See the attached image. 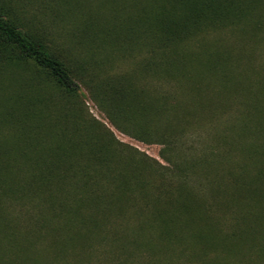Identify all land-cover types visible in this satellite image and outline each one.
<instances>
[{
    "label": "trees",
    "instance_id": "16d2710c",
    "mask_svg": "<svg viewBox=\"0 0 264 264\" xmlns=\"http://www.w3.org/2000/svg\"><path fill=\"white\" fill-rule=\"evenodd\" d=\"M132 1L123 3L122 8L134 9ZM149 2L154 5L151 10L149 6L140 7L129 14L124 32L149 51L139 66L141 70L149 72L153 79L163 80L167 87L148 88L137 77L121 74L116 76V85L99 83L93 90L112 124L138 140L161 144L160 155L167 164L136 149H132L135 156L127 157L125 145L103 123L72 115L67 102L58 105L53 97L39 91L36 102L27 104L20 118L22 123L29 120L27 125H31L33 132L29 138L33 142L23 140L20 151L27 156L33 151L35 155L29 160L36 164L37 193L49 209L51 229L63 228L85 235L80 231H99L103 218H121L124 212L132 210L136 218L145 215L148 220H138L139 226L133 230L139 234L134 235L133 247H113L131 248L138 253L140 247L177 242L182 247H197L200 255L206 257L217 247L226 251V240L231 236L216 226V211L228 210L235 219H245V224L247 217L257 222L261 215V211L248 208L264 201V80L253 82L251 89H247L243 102L249 106L237 122V136H225L221 142L208 144L200 151V136L193 133L195 128L202 127L197 115L205 109L218 110L228 98L231 83L225 76L227 56L217 50L206 53L204 58H194L184 49L183 42L205 28L236 25L244 19L252 20V28L257 30L263 27L264 15L251 18L250 9L256 0ZM119 31L116 49L125 52L126 45L131 48L132 38ZM121 38L127 42L120 41ZM197 61L200 70L196 73L191 68ZM0 62L30 63L38 74L34 77V71L31 72L32 78L47 74L59 89V102L80 93L66 63L36 35L1 12ZM213 76L220 79L217 93H211ZM184 81L189 87L185 88ZM179 92L187 100L181 99ZM232 152L242 154V160L233 163ZM239 229L234 233L242 236L244 229ZM184 231H188L186 238ZM153 232H159L157 235L166 244L138 239L143 233L150 238ZM9 238L13 245L15 240L11 235Z\"/></svg>",
    "mask_w": 264,
    "mask_h": 264
},
{
    "label": "rangeland",
    "instance_id": "374dc122",
    "mask_svg": "<svg viewBox=\"0 0 264 264\" xmlns=\"http://www.w3.org/2000/svg\"><path fill=\"white\" fill-rule=\"evenodd\" d=\"M132 2L134 9L131 6L122 8V4H128L129 0H0V12L36 35L48 50L60 57L80 86L77 96L59 102V89L47 74H39V79L32 78L31 74L38 77L32 64L0 62V264H264V201L259 205L252 203L248 208L252 212L261 211L257 222L249 216L245 224V219H235L228 210L227 213L216 211V226L231 236L226 240V251L217 247L206 257L200 255L197 247H182L175 242L168 246L140 247L137 250L141 252L129 254L135 260L113 263L103 259L111 255L105 251L116 244L133 247L134 235L139 234L133 229L139 226L138 220L143 219L144 222L148 218L145 215L136 218L132 210L124 212L121 218H103L99 231H80L85 235L49 227L50 212L42 202L44 198L38 196L36 164L30 161L35 155L33 151L29 152V156L20 151L23 140L33 142L29 139L33 135L32 129H29L31 125H27L29 120L22 123L20 118L24 109L35 103L41 93L53 97L58 105L67 102L72 115L94 118L103 123L125 145L124 154L127 157L135 156L132 149H136L167 164L160 155L161 144L146 143L118 130L96 98L98 93L94 94L93 90L99 83L103 86L105 82L116 85V76L121 74L137 77L148 88L167 87L163 80L153 79L149 72L141 70L139 66L149 51L131 34L124 32L129 14L136 13L140 7L149 6L151 10L154 5L149 0ZM250 10L253 11L251 18L264 15V0H256ZM118 29L132 38L129 40L131 48L126 45L129 51L127 47L125 52L116 49ZM120 41L127 42V39L121 38ZM183 47L194 58H204L206 53L217 50L224 51L227 56L225 76L231 83L226 93L228 98L221 102L222 107L218 110L205 109L197 115L201 118L199 131L192 126L195 128L193 133L200 136L202 151L208 144L221 142L225 136H237V122L249 106L243 102L247 89H251L249 86L253 82L264 80V24L254 30L252 20L244 19L236 25L208 27L191 34L183 42ZM191 69L196 73L200 70L198 61ZM133 71L136 72L131 73ZM211 78L214 83L211 93H217L220 79L216 76ZM184 85L189 87L185 81ZM177 95L184 100L188 98L184 93ZM101 135L104 137V134ZM230 159L233 163L241 161L242 154L232 152ZM246 160L250 164L251 161ZM239 228L244 229L242 236L234 233L240 231ZM184 232L186 238L188 231ZM158 233L153 232L150 238L143 233L138 239L166 244ZM10 235L11 240H15L13 245L9 241ZM72 246L84 248L72 249Z\"/></svg>",
    "mask_w": 264,
    "mask_h": 264
},
{
    "label": "crops",
    "instance_id": "0c3cea01",
    "mask_svg": "<svg viewBox=\"0 0 264 264\" xmlns=\"http://www.w3.org/2000/svg\"><path fill=\"white\" fill-rule=\"evenodd\" d=\"M108 249H111L109 251H105L107 253H111L109 256L102 257L103 259L112 260L113 263H120L121 261H130V259L135 260L134 256H131L129 254L135 253L137 251L130 250L131 248H125V247H109Z\"/></svg>",
    "mask_w": 264,
    "mask_h": 264
}]
</instances>
